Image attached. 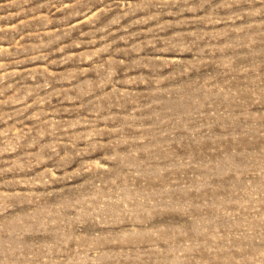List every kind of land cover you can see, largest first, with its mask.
Wrapping results in <instances>:
<instances>
[{
	"label": "rangeland",
	"instance_id": "374dc122",
	"mask_svg": "<svg viewBox=\"0 0 264 264\" xmlns=\"http://www.w3.org/2000/svg\"><path fill=\"white\" fill-rule=\"evenodd\" d=\"M0 264H264V0H0Z\"/></svg>",
	"mask_w": 264,
	"mask_h": 264
}]
</instances>
